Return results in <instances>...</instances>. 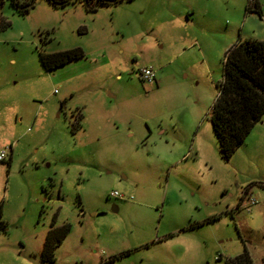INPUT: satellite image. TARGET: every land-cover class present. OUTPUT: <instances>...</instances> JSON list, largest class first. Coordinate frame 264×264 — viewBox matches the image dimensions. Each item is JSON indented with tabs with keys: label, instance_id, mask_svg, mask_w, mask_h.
<instances>
[{
	"label": "rangeland",
	"instance_id": "374dc122",
	"mask_svg": "<svg viewBox=\"0 0 264 264\" xmlns=\"http://www.w3.org/2000/svg\"><path fill=\"white\" fill-rule=\"evenodd\" d=\"M0 13V264H225L244 249L264 263V114L227 160L208 119L226 51L264 41V0ZM76 47L81 59L40 63ZM53 222L70 231L46 263Z\"/></svg>",
	"mask_w": 264,
	"mask_h": 264
},
{
	"label": "trees",
	"instance_id": "16d2710c",
	"mask_svg": "<svg viewBox=\"0 0 264 264\" xmlns=\"http://www.w3.org/2000/svg\"><path fill=\"white\" fill-rule=\"evenodd\" d=\"M5 0H0V11ZM18 15L29 12L35 0H8ZM53 7H63L71 3H82L89 11L97 6L114 4L120 0H46ZM253 5L258 9L257 2ZM1 17L0 30L8 26ZM84 57V51L71 48L63 51L39 52L40 63L46 71ZM222 78L216 98L209 111V122L216 138L222 158L229 159L264 114V41L244 40L230 47L223 59ZM81 114L78 115V120ZM10 158L6 162L9 165ZM214 219V218H213ZM2 224V223H1ZM70 227L67 223L56 226L54 222L48 229L41 250V261L53 263L54 252L68 235ZM168 237H171L169 235ZM126 252L109 258L114 259ZM225 264H253L246 249L233 258L225 260ZM264 264V263H263Z\"/></svg>",
	"mask_w": 264,
	"mask_h": 264
},
{
	"label": "built area",
	"instance_id": "2783aa9c",
	"mask_svg": "<svg viewBox=\"0 0 264 264\" xmlns=\"http://www.w3.org/2000/svg\"><path fill=\"white\" fill-rule=\"evenodd\" d=\"M138 79L143 83L151 84L156 79V71L151 67H143L137 73ZM7 149L0 150V162H3L7 158ZM109 197L115 199H123V195L117 191H111ZM246 201V203L244 202ZM256 203V200L248 195L247 191L243 192V197L241 199L240 205L244 207H250Z\"/></svg>",
	"mask_w": 264,
	"mask_h": 264
}]
</instances>
